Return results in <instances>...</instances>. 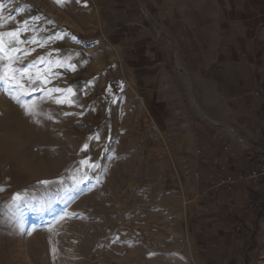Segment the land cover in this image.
<instances>
[{
	"label": "crops",
	"instance_id": "0c3cea01",
	"mask_svg": "<svg viewBox=\"0 0 264 264\" xmlns=\"http://www.w3.org/2000/svg\"><path fill=\"white\" fill-rule=\"evenodd\" d=\"M79 2L76 30L94 38L86 50L101 71L86 88L101 91L103 145L116 161L138 151L150 184L144 211L159 237L130 246L137 262L233 264L244 252L246 264H264V227L253 239L264 226V180L220 185L264 167V0Z\"/></svg>",
	"mask_w": 264,
	"mask_h": 264
},
{
	"label": "rangeland",
	"instance_id": "374dc122",
	"mask_svg": "<svg viewBox=\"0 0 264 264\" xmlns=\"http://www.w3.org/2000/svg\"><path fill=\"white\" fill-rule=\"evenodd\" d=\"M79 3L0 0L5 25L0 33H20L12 51L8 50L9 38L4 37L0 68L8 66L9 57H19L12 66L33 65L23 76L38 85L22 97L36 106L35 115H26L0 85V187L5 189L0 192V264H139L141 257L130 246L159 237L152 230V216L144 211L150 184L140 153L128 152L126 157L120 153L116 161L103 145L101 91L94 88L89 93L86 88L88 83L96 87L101 71L90 65L97 57L86 50L94 38L76 30L81 18L74 7ZM113 87L119 90L114 83ZM13 112L20 113L14 116ZM85 159L96 167L82 165ZM41 180L50 183L45 186ZM16 193L24 196L20 208L11 206ZM130 198L135 199L134 205L125 208ZM223 201L227 200L218 201L222 212L232 218V207L227 214L228 204ZM246 206L235 215L242 224L251 215ZM242 224L236 232L252 239L248 226ZM263 227L254 228L255 245ZM244 257V252H238L233 264H246Z\"/></svg>",
	"mask_w": 264,
	"mask_h": 264
},
{
	"label": "snow or ice",
	"instance_id": "6c2138e0",
	"mask_svg": "<svg viewBox=\"0 0 264 264\" xmlns=\"http://www.w3.org/2000/svg\"><path fill=\"white\" fill-rule=\"evenodd\" d=\"M77 2H79V0H77ZM2 9H3V5L0 4V28L5 27L3 23L4 18L2 16ZM25 24H27L26 21H25ZM19 35H20L19 31H8L6 33H0V53L4 52V49H5V39H4L5 36L9 38L7 42L8 50L12 51L15 48V44L18 41ZM24 43H27V42L25 41ZM0 59H3V57H0ZM18 59L19 57H15V58L9 57L8 66L0 68V85L4 86V90L6 91V93L9 95L11 99H13L16 103H18L21 107L24 108L26 115H35L36 106L22 99V97L31 94V90H34L35 87H38V85H36V82L34 80H32L31 78H29L28 80H25L23 76V74L28 72L31 69V67H33V65H27L23 68H15L12 65H14L16 63V60ZM69 67H71L72 70H74V66L70 65ZM17 76H19L20 78L17 79ZM52 91L60 92L62 90L53 89ZM67 91L71 93L72 89L69 88ZM61 102L62 101H59V100L57 101V103H61ZM69 103L71 104V101H69ZM96 139H98V137H96ZM83 147H84V150H86L88 148V145L85 144ZM81 164L84 166L90 167V168L96 167V165L91 164L88 159L82 160ZM40 183L47 186L50 183V181L41 180ZM4 190H5L4 188L0 187V192ZM24 202H25L24 196L21 193H16L12 197L11 206L13 208H20L21 205L24 204ZM20 227L22 230V224ZM48 231L51 232V228H49ZM31 234H32L31 231L27 233V235L29 236ZM49 242L51 243V240ZM55 251L56 249L53 247L52 248L53 254H55Z\"/></svg>",
	"mask_w": 264,
	"mask_h": 264
},
{
	"label": "built area",
	"instance_id": "2783aa9c",
	"mask_svg": "<svg viewBox=\"0 0 264 264\" xmlns=\"http://www.w3.org/2000/svg\"><path fill=\"white\" fill-rule=\"evenodd\" d=\"M228 149H226L227 151ZM232 168L227 162L222 161L220 163V169L222 172H227ZM264 180V167L250 170H240L235 177H229L226 180L221 181L220 185L231 187L235 186L238 182H250L253 185H259Z\"/></svg>",
	"mask_w": 264,
	"mask_h": 264
},
{
	"label": "trees",
	"instance_id": "16d2710c",
	"mask_svg": "<svg viewBox=\"0 0 264 264\" xmlns=\"http://www.w3.org/2000/svg\"><path fill=\"white\" fill-rule=\"evenodd\" d=\"M202 153V152H201ZM214 162H216L217 163V161H215V160H213ZM232 168H233V166H232ZM232 168L229 170V171H231L232 170ZM229 178V177H228ZM227 178H225V179H223V180H226ZM222 180V181H223ZM226 190L228 189V186H226V185H222ZM234 187V186H233ZM233 187H231V189L229 190V191H231L232 189H233ZM200 216H201V213H200ZM260 217H262V215L260 216ZM250 264V263H249Z\"/></svg>",
	"mask_w": 264,
	"mask_h": 264
},
{
	"label": "bare ground",
	"instance_id": "6f19581e",
	"mask_svg": "<svg viewBox=\"0 0 264 264\" xmlns=\"http://www.w3.org/2000/svg\"><path fill=\"white\" fill-rule=\"evenodd\" d=\"M49 9H50V8H49ZM43 10L46 12V9L43 8ZM47 11H48V9H47ZM86 24H87V22L84 23V25H86ZM13 109H15V108H13ZM16 111H17V110H16ZM14 112H15V111H14ZM14 112H13V114H14ZM17 113H18V112H16L15 114H17ZM19 113H20V112H19ZM19 113H18V114H19ZM15 114H14V116H15ZM18 114H17V115H18ZM17 118H18V117H17ZM32 123H33V122H32ZM36 124H37V123H36ZM35 128H36V127H35ZM35 133H36V132H35ZM37 133H38V131H37ZM2 139H3V138H2ZM6 146H7V145H6ZM3 168H4V167H3Z\"/></svg>",
	"mask_w": 264,
	"mask_h": 264
}]
</instances>
